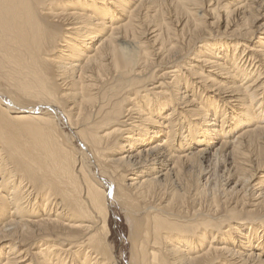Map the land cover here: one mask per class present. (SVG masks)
Returning a JSON list of instances; mask_svg holds the SVG:
<instances>
[{
  "label": "bare ground",
  "instance_id": "bare-ground-1",
  "mask_svg": "<svg viewBox=\"0 0 264 264\" xmlns=\"http://www.w3.org/2000/svg\"><path fill=\"white\" fill-rule=\"evenodd\" d=\"M113 205L129 264H264V1L0 0V264H118Z\"/></svg>",
  "mask_w": 264,
  "mask_h": 264
},
{
  "label": "rangeland",
  "instance_id": "rangeland-1",
  "mask_svg": "<svg viewBox=\"0 0 264 264\" xmlns=\"http://www.w3.org/2000/svg\"><path fill=\"white\" fill-rule=\"evenodd\" d=\"M258 1H260V0H258ZM261 1H264V0H261ZM57 122H58V127L60 128L61 131H63V134L66 137H69L72 146H74V149L77 152H81V150H82L81 144L78 142V140L75 137H73L71 135L69 128L67 127V125H65L66 123H64L62 120L60 121L58 119H57ZM215 168H217V166ZM90 170L91 171L93 170L92 172H96V169H92V167ZM215 171L217 173H215ZM214 176H215V178H214ZM214 176H213V179H214V181H216L215 182L216 187L221 188L224 184V181H223L224 177L221 176V168L214 169ZM218 184L221 187L218 186ZM124 216H125V214L120 209V207L113 205L111 208V211H110L109 218H108V227H109V231H110L109 242H110L111 246L113 247L114 255L116 257L118 264H129L130 244H129L128 238H129V234H130V226H129V223H128L126 217H124Z\"/></svg>",
  "mask_w": 264,
  "mask_h": 264
}]
</instances>
